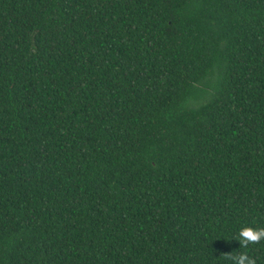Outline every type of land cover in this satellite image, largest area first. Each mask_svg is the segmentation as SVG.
Listing matches in <instances>:
<instances>
[{"label": "trees", "instance_id": "obj_1", "mask_svg": "<svg viewBox=\"0 0 264 264\" xmlns=\"http://www.w3.org/2000/svg\"><path fill=\"white\" fill-rule=\"evenodd\" d=\"M264 0H0V264H264Z\"/></svg>", "mask_w": 264, "mask_h": 264}, {"label": "clouds", "instance_id": "obj_2", "mask_svg": "<svg viewBox=\"0 0 264 264\" xmlns=\"http://www.w3.org/2000/svg\"><path fill=\"white\" fill-rule=\"evenodd\" d=\"M264 240V228H253L242 226L238 232L240 247L248 248L250 244H258ZM225 258L232 261V264H256V260L250 257L247 252H239L236 255L225 254Z\"/></svg>", "mask_w": 264, "mask_h": 264}]
</instances>
